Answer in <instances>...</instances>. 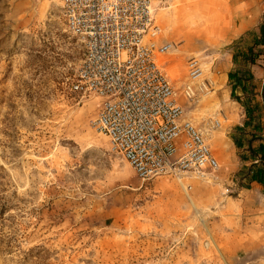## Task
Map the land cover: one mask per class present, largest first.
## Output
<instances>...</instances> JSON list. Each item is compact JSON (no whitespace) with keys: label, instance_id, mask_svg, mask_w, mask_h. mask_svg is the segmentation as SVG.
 <instances>
[{"label":"rangeland","instance_id":"obj_1","mask_svg":"<svg viewBox=\"0 0 264 264\" xmlns=\"http://www.w3.org/2000/svg\"><path fill=\"white\" fill-rule=\"evenodd\" d=\"M191 1L161 5L182 12L178 31L159 36L172 45L159 63L221 159L204 178L143 182L93 128L102 100L70 90L83 48L59 4L0 0V264H264V187L226 174L241 162L242 104H260L264 122V54L254 65L233 59L258 33L264 0ZM191 57L203 73L188 100ZM233 71L253 75L240 103L230 98ZM247 242L250 251L236 250Z\"/></svg>","mask_w":264,"mask_h":264},{"label":"built area","instance_id":"obj_2","mask_svg":"<svg viewBox=\"0 0 264 264\" xmlns=\"http://www.w3.org/2000/svg\"><path fill=\"white\" fill-rule=\"evenodd\" d=\"M52 1L83 48L70 90L80 100H102L92 126L135 175L147 182L161 176L204 178L217 170L204 132L185 117L159 63L172 48L158 44L161 29L154 12L164 0ZM186 65L182 95L192 100L203 71L194 57ZM210 126L216 129L219 122Z\"/></svg>","mask_w":264,"mask_h":264},{"label":"trees","instance_id":"obj_3","mask_svg":"<svg viewBox=\"0 0 264 264\" xmlns=\"http://www.w3.org/2000/svg\"><path fill=\"white\" fill-rule=\"evenodd\" d=\"M264 54V17L259 26L258 33L253 35L249 47L246 51L233 55V59H241L245 64L254 65L258 58ZM228 84L230 85V98L236 102L241 101L240 95L247 96L248 83L253 81V75L246 72L245 75L237 71L227 74ZM244 120L242 125L236 126L238 136L234 138V145L242 150L240 161L249 163V166L240 169L237 173L240 179L245 181L248 188L252 183L264 187V122L260 104L245 102ZM256 143V144H254Z\"/></svg>","mask_w":264,"mask_h":264},{"label":"crops","instance_id":"obj_4","mask_svg":"<svg viewBox=\"0 0 264 264\" xmlns=\"http://www.w3.org/2000/svg\"><path fill=\"white\" fill-rule=\"evenodd\" d=\"M184 1H186V0H184ZM191 2H189V4L194 3V0L192 3ZM186 5L188 6V4H186ZM181 12H182V10L173 11V10H171L170 7H164V8L158 9L157 14L155 16V22L159 25V27L161 29V33L163 32V34L166 35V37H167V34L173 32V31H178V29L176 28L177 24L175 23V20H176L175 14H180ZM165 40H167V38ZM213 155L216 156L218 159H221V154L219 152L214 151ZM248 164L249 163H247V162L243 163V162H239V161H232L231 166L228 167L226 170V174L238 173V171L240 169L247 167ZM254 185L257 186L258 184L252 183L250 186L253 187ZM249 244H250L249 242L243 243V244H241V246H238L236 250L248 252V251H250V249L252 247ZM256 247H258V253H259L258 258H263L264 257V244L263 243L256 244ZM231 253H236V251H232Z\"/></svg>","mask_w":264,"mask_h":264},{"label":"bare ground","instance_id":"obj_5","mask_svg":"<svg viewBox=\"0 0 264 264\" xmlns=\"http://www.w3.org/2000/svg\"><path fill=\"white\" fill-rule=\"evenodd\" d=\"M156 14H157V11L154 12V17L156 16ZM201 81L202 80H199V82H201ZM181 183H182V185H184L183 182H181Z\"/></svg>","mask_w":264,"mask_h":264}]
</instances>
